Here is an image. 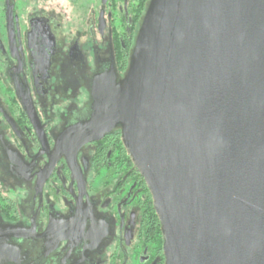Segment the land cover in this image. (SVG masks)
Here are the masks:
<instances>
[{
    "label": "water",
    "instance_id": "1",
    "mask_svg": "<svg viewBox=\"0 0 264 264\" xmlns=\"http://www.w3.org/2000/svg\"><path fill=\"white\" fill-rule=\"evenodd\" d=\"M89 93L57 149L120 132L164 264H264V0H147L124 74ZM29 232L0 214V264Z\"/></svg>",
    "mask_w": 264,
    "mask_h": 264
},
{
    "label": "flooded vegetation",
    "instance_id": "2",
    "mask_svg": "<svg viewBox=\"0 0 264 264\" xmlns=\"http://www.w3.org/2000/svg\"><path fill=\"white\" fill-rule=\"evenodd\" d=\"M147 0H0V214L21 264H164L145 182L118 130L56 141L90 113L95 75L126 70Z\"/></svg>",
    "mask_w": 264,
    "mask_h": 264
}]
</instances>
